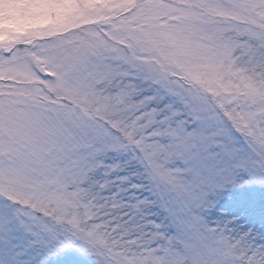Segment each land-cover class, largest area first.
Masks as SVG:
<instances>
[{"label":"snow or ice","instance_id":"1","mask_svg":"<svg viewBox=\"0 0 264 264\" xmlns=\"http://www.w3.org/2000/svg\"><path fill=\"white\" fill-rule=\"evenodd\" d=\"M264 264V0H0V264Z\"/></svg>","mask_w":264,"mask_h":264},{"label":"rangeland","instance_id":"2","mask_svg":"<svg viewBox=\"0 0 264 264\" xmlns=\"http://www.w3.org/2000/svg\"><path fill=\"white\" fill-rule=\"evenodd\" d=\"M83 264H90V260L88 257H82Z\"/></svg>","mask_w":264,"mask_h":264}]
</instances>
